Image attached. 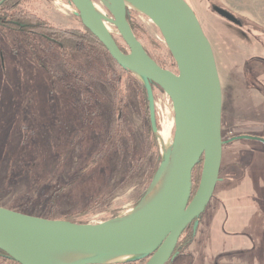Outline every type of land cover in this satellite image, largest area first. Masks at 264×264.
<instances>
[{
    "label": "rangeland",
    "instance_id": "rangeland-1",
    "mask_svg": "<svg viewBox=\"0 0 264 264\" xmlns=\"http://www.w3.org/2000/svg\"><path fill=\"white\" fill-rule=\"evenodd\" d=\"M185 1L212 47L226 143L219 180L199 218L197 233L169 264H264V0ZM92 2L100 14L109 15L101 0ZM214 7L233 14L239 25L219 16ZM26 9L58 29H77L80 24L68 0H31ZM129 14L145 32L139 40L145 50L164 69L176 71L158 29L142 14ZM107 27L110 32L114 29ZM113 37L127 51L121 38ZM93 50L98 59L75 63L77 72L87 79L93 62L102 72H116L112 60ZM56 51V46L40 38L25 40L0 29V207L64 220L100 197L101 203L83 224L121 221L140 206L154 167L158 169L164 156L176 150L172 103L163 92L153 93L154 133L149 102L143 101L139 85L124 77L119 87L126 105L119 131L115 83H105L96 69L91 89L75 86ZM87 101L95 115L84 112ZM116 135V148L105 154L107 136ZM240 136L244 138L232 141ZM97 154V165L79 175ZM139 156L143 158L139 171L127 178L131 158ZM67 184L73 185L54 207L49 206L50 191Z\"/></svg>",
    "mask_w": 264,
    "mask_h": 264
},
{
    "label": "water",
    "instance_id": "water-1",
    "mask_svg": "<svg viewBox=\"0 0 264 264\" xmlns=\"http://www.w3.org/2000/svg\"><path fill=\"white\" fill-rule=\"evenodd\" d=\"M68 1L109 57L132 75L136 72L142 77L139 80L147 90L154 133L150 83L169 97L176 115L174 172L151 207L118 222L77 224L0 207V251L18 264H49L47 252L56 249L134 257L125 263L147 258L144 264H168L176 257L175 249L182 234L205 211L219 180L224 144L222 89L212 47L185 0H105L108 16L98 13L92 0ZM130 6L158 29L176 71L160 67L136 38L126 18ZM214 12L239 25L230 12L219 7H214ZM107 25L118 32L126 52L120 49ZM200 161V180L192 196V171ZM75 264H101V261L90 258Z\"/></svg>",
    "mask_w": 264,
    "mask_h": 264
},
{
    "label": "trees",
    "instance_id": "trees-1",
    "mask_svg": "<svg viewBox=\"0 0 264 264\" xmlns=\"http://www.w3.org/2000/svg\"><path fill=\"white\" fill-rule=\"evenodd\" d=\"M31 0H0V29L8 32V33H17L20 36H22L25 40L27 38H40L43 40L47 45H51L53 47H57L59 55L62 56V58L65 60V68H66V74L71 79L70 82L74 84L75 86H79L80 88H89L91 89V82L97 78V71L99 70L103 74V78L105 83L112 84V82L115 83L114 85V92H115V103H116V109L117 115H116V126L117 130L121 131L123 129L122 125V119H123V111L125 108L126 103V97L125 94L121 91V88L119 87L120 80L125 78H128L132 82H136L140 87L141 96L143 98V101L147 102V90L145 86L137 80L130 71L121 68L118 66L108 55L102 44L82 25L80 22L77 29L72 30H65V29H58L54 27L51 23H49L46 20L41 19L40 17H37L35 14L31 13L28 9H26V5ZM127 21L130 24L131 30L136 36L138 40H140L141 36L145 35V32L143 28L139 25H137L132 18L130 17L129 11L127 9V15H126ZM153 47L158 49L161 48L158 43L154 42ZM99 50L101 52V55L104 57L109 58L112 60L114 67L116 69V72H112L111 70H104L102 72L101 68L99 67L98 62L94 63V69L93 70H87V79L84 78L79 72H77L75 63H82L84 59H89L92 61H96L98 59V53L93 50ZM166 48V46H165ZM120 49L123 52L124 49L120 47ZM167 56L169 60L171 61V65L175 67V63L168 52L167 48ZM51 52V51H49ZM148 53V52H147ZM149 54V53H148ZM149 56L162 68H164V65L159 60L155 59L152 55L149 54ZM98 71V72H99ZM69 81V80H67ZM71 83H68L66 86L69 87ZM73 85V86H74ZM152 93L155 91L163 92L158 86L155 84L150 83ZM92 105L88 103V101L85 103V111L86 113L91 112V114H94L93 109L91 107ZM95 115V114H94ZM91 121V120H90ZM112 137V136H111ZM107 136L104 144H103V150L106 152L105 154L110 153L113 151V149L116 148V141L118 135L112 137ZM114 141L110 144V141ZM99 160V154H97L82 170L79 171V175H83L88 171L89 168H92L93 166L97 165ZM143 158L137 157L136 159L131 158V167L128 172L127 178H129L134 173L138 172L141 167V162ZM157 167H154L152 175L148 178L149 184L151 183L154 174L156 173ZM196 181V179H194ZM75 181V180H74ZM73 184H67L62 186H56L50 191V194L48 195V198L50 199V205L51 207H54L56 200L63 196L64 193ZM196 185H194L193 190L195 189ZM100 197H94L87 206L81 210L80 212H76L67 218L64 219V221H69L72 223L77 224H83V219L90 215L93 210L96 209V207L99 206L98 203L100 202ZM142 198V195L140 199ZM48 201V203H49ZM140 201V200H139ZM47 211H48V207ZM48 219V218H47ZM187 231L185 234H182L178 241V247L177 251H181L190 241L191 235ZM147 258H142L133 262L125 263V264H144L146 262ZM0 264H18L15 262L12 258L7 256L5 253L0 251ZM169 264V263H168Z\"/></svg>",
    "mask_w": 264,
    "mask_h": 264
},
{
    "label": "bare ground",
    "instance_id": "bare-ground-1",
    "mask_svg": "<svg viewBox=\"0 0 264 264\" xmlns=\"http://www.w3.org/2000/svg\"><path fill=\"white\" fill-rule=\"evenodd\" d=\"M101 1L104 3L105 6H107V2L105 0ZM94 7L95 10L100 13V9L95 5ZM134 76L142 80V77L136 72H134ZM172 153V159L171 161H169ZM172 153L170 157L168 155L164 156L166 157V160L163 161L158 167L159 170L156 174V177L152 182L151 186L149 187L147 193L143 197V201L141 202L139 207H137L138 205L136 206L137 208L135 207L136 209L131 213V215L145 211L146 209L151 207L163 194L174 172L177 149ZM47 258L49 264H75L90 258H98L101 261V264H122L133 260L134 257L123 255H104L102 253L89 252L77 249H56L48 251Z\"/></svg>",
    "mask_w": 264,
    "mask_h": 264
},
{
    "label": "flooded vegetation",
    "instance_id": "flooded-vegetation-1",
    "mask_svg": "<svg viewBox=\"0 0 264 264\" xmlns=\"http://www.w3.org/2000/svg\"><path fill=\"white\" fill-rule=\"evenodd\" d=\"M129 11V10H128ZM246 137V136H245ZM238 138H244V136H240V137H236V138H232V141L235 140V139H238ZM224 144L226 143L225 140H223ZM201 166H202V162L200 161L196 166L195 168L193 169L192 171V183H193V188H194V185H196L195 189L193 190L192 188V196L194 194V192L196 191L197 189V186H198V183H199V180H200V174H201ZM196 179V181L194 180ZM200 218V217H199ZM199 218L195 219L189 226L188 228L186 229V231L183 233L185 234L187 231L189 232V234L191 235V238H190V241L188 243H191L192 242V239L195 237L196 233H197V228H198V225H199ZM188 234V235H189ZM178 247V245H177ZM177 247L175 249V253L179 252L177 251ZM176 258V257H175Z\"/></svg>",
    "mask_w": 264,
    "mask_h": 264
},
{
    "label": "built area",
    "instance_id": "built-area-1",
    "mask_svg": "<svg viewBox=\"0 0 264 264\" xmlns=\"http://www.w3.org/2000/svg\"><path fill=\"white\" fill-rule=\"evenodd\" d=\"M129 11H130V12H136V13L140 14L139 12H137L135 9H133V8H131V7H129ZM111 32H112V33H111ZM111 32H110V33H111L113 36L119 37V34H118V32H117L115 29H113Z\"/></svg>",
    "mask_w": 264,
    "mask_h": 264
}]
</instances>
